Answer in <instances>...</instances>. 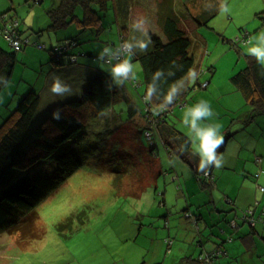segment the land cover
<instances>
[{
  "label": "rangeland",
  "instance_id": "374dc122",
  "mask_svg": "<svg viewBox=\"0 0 264 264\" xmlns=\"http://www.w3.org/2000/svg\"><path fill=\"white\" fill-rule=\"evenodd\" d=\"M50 1L45 0L43 6L50 5ZM159 1L161 0H149L148 4L153 6L151 10L155 9V2ZM169 1L172 2L168 0V3ZM204 1L211 4L210 9L213 11L209 14L213 18L207 26H194L189 32V37L193 41L191 52L196 57V70L193 71L196 76L193 77L191 74L189 79L188 104L178 103L172 107L166 118L171 125L188 133L182 123L185 108L201 100L207 101L215 113L212 122L222 124L224 138L229 135L226 143L227 151L229 154L230 152L236 154L235 150L241 148L240 143L243 144L245 138L248 140V135L253 137L254 131H264V117L259 115V120H254L257 113L251 106L248 108L247 115L251 113L255 116H249L244 120V123L248 121L247 124L242 126L239 118V97L242 94L236 91L231 82V78L249 64L250 57L247 55L246 47L250 45H246L245 42L264 31V0H227V12L219 10L220 0H193L187 5L181 0H174V5L178 4V9H173V13L179 15L178 20L184 26L190 27L192 21L189 14H196L198 9L202 8ZM162 11L160 10V13ZM100 15L103 16V12ZM103 20L104 29L100 33L94 31L88 38L85 35L87 42H80L79 45L80 48L94 53L93 57H89L94 62L103 63L98 58L104 47L101 48V45L107 41L118 42L119 26H122L121 31L126 39L141 37L142 34L150 38L149 34L141 28L139 31H134L124 26L122 18L116 15L114 9H110ZM149 28L153 33H160L159 31L162 30L156 19V12H152ZM78 31L81 30L75 25H70L67 29L61 30L60 34L76 39ZM90 31L86 29L81 32ZM52 34L57 35L54 31ZM4 43L7 45L5 40ZM149 46L151 47V40L147 49ZM28 48L32 47L26 49ZM30 60L33 61L32 57ZM132 63L140 66L135 78H132L140 83L142 81L141 64L133 60ZM25 65L22 63L16 65L13 73L15 78L21 76ZM107 68L109 70L110 66ZM25 77L37 83L43 80V76L36 77L33 72H28ZM186 84L188 82L183 83L184 86ZM27 88V84L20 85V90ZM36 88L39 90L40 86ZM130 88L131 97L142 111L145 106L142 95L144 96L146 92V86L142 84L138 89L133 86ZM14 103L8 106L0 104V133L9 125L7 124L9 119L13 118ZM250 118H254L251 123ZM144 123V119L139 114L130 113L127 103L114 104L110 110L77 132L69 142L64 143L54 155L40 164L38 169L35 167L33 173L55 175L57 172L55 158L66 152L76 153L82 164L38 206L39 219H37L34 238L17 245L14 235L0 234L4 240L9 239L1 250L0 264H35L46 255L56 253L60 250L57 244H63L62 242L66 239V236L58 230V226L68 218H73L72 228L76 231L69 234L74 237L66 241L70 246L83 245L85 248H91L92 245H98L101 246V251H111L110 246L114 242L131 236L130 230L135 225L138 240L145 242L144 236L152 217L146 218L145 222L144 211H151L150 215L154 218L162 211L166 212L159 206L164 198L163 194L170 201V206L178 198L181 193L180 186L167 174L174 173L172 170L174 164L183 165V163L168 152L158 132L153 136V140H149L147 132L144 133ZM78 213L81 216L79 215V218L75 220ZM189 219L192 220V218L187 220ZM144 223L145 226L141 227ZM161 225L164 229V220ZM178 225L179 221H177ZM63 228L65 229V226ZM11 236H14V241L10 240ZM35 246L42 248V253L39 250V256L31 254L32 247ZM15 253L16 255H13Z\"/></svg>",
  "mask_w": 264,
  "mask_h": 264
},
{
  "label": "trees",
  "instance_id": "16d2710c",
  "mask_svg": "<svg viewBox=\"0 0 264 264\" xmlns=\"http://www.w3.org/2000/svg\"><path fill=\"white\" fill-rule=\"evenodd\" d=\"M181 1L187 5L193 0ZM44 2L45 0H34L36 5ZM118 2L119 0H51L50 5L47 3L49 7L44 6L49 18L50 30L60 34L61 30L75 25L81 31L86 29L91 31L87 33L78 31L76 39L61 33L62 40L52 44L50 48L46 44L34 41L30 34H25L21 30L19 18L7 13L2 15L3 29L9 22L18 21L17 38L21 41V46L15 49L12 42L1 33L8 46L0 45V93L8 87L16 65L21 63L19 54H24L25 50L29 49H26L27 47L47 50L48 64L57 68L78 66L83 59H91L89 57H93L94 53L80 48V42H87L85 35L88 38L94 31L100 33L104 29L103 18L110 9H114L116 15L122 18L124 26L133 29V25H139V28L149 34L151 40V47L149 46L147 51L131 56L134 62L141 64L142 81L140 83L137 80L128 79L122 84H114L107 68L110 66V58L108 54H105L103 59L100 55L98 56L104 64H94L97 65L96 71L80 96H70L62 103H54L53 110L38 120L36 125L32 126V122L37 110L42 108L39 94L29 91L16 103L13 118L9 119L7 123L9 125L0 133V234L14 235L18 244L35 237L36 223L39 219L38 206L82 164L76 153L66 152L55 158L57 166L55 175L33 173L34 168L38 169L40 164L54 155L64 143L69 142L77 132L110 110L114 104L127 103L132 115L139 114L144 119V133L147 132L149 140H153V136L158 132L161 141L173 157H177L178 160L199 172L200 158L193 148L190 137L171 125L166 117L172 107L178 103L183 104L189 96L190 76L191 74L193 77L196 76V73H193L196 70V57L191 52L193 41L189 37V32L194 26L208 25L213 18L209 14L213 11L210 9L211 4L204 1L202 8L198 9L196 14H189L192 26L187 27L172 16L173 8L176 10L178 4L174 5V0L168 3L167 0L169 12L172 14L166 18H160L162 32L153 33L149 28L148 11L142 3L133 5L131 10L133 20L129 23L119 9L123 2L119 4ZM101 12L103 16L100 15ZM119 28L118 42L107 41V44L101 45V48L104 46L102 51L106 47L117 48L122 42L133 40V37L131 40L126 39L121 31L122 26ZM41 71L42 74H46L44 72L49 71L48 65L42 66ZM184 82L188 84L184 86ZM231 82L243 93L247 103L255 112H264L263 65L258 64L255 59L249 61L245 69L231 78ZM129 84L137 89L142 84L146 86L144 96L147 95L148 99L144 101L145 106L142 111L131 97ZM169 96L174 97L172 103H168ZM228 137L229 135L224 138L223 144L218 149V156L225 149ZM198 175L202 180L204 175ZM207 179H212L211 174H207ZM202 184L205 185L206 182ZM79 215L80 213L76 215L75 220L79 218ZM73 224V218H68L60 223L58 230L61 234L66 233V236L73 234L76 232L72 228ZM14 236L11 237L14 238ZM169 241L167 240L168 243Z\"/></svg>",
  "mask_w": 264,
  "mask_h": 264
},
{
  "label": "crops",
  "instance_id": "0c3cea01",
  "mask_svg": "<svg viewBox=\"0 0 264 264\" xmlns=\"http://www.w3.org/2000/svg\"><path fill=\"white\" fill-rule=\"evenodd\" d=\"M122 2L123 5L119 9L129 23L132 21L131 10L135 3H142L148 9L149 25L152 12H156V19L161 27L162 21L159 19L171 16L167 0L155 2L154 10H151L153 6L148 4L149 0H119L118 4ZM160 10L163 11L160 13ZM6 13L19 18L21 30L27 35L30 34L34 41L46 44L48 48L63 38L60 34H52L48 28L49 18L42 3L36 5L34 0H0V31L4 26L2 15ZM172 16L178 19L179 15L174 13ZM0 45L8 46V43L7 45L4 43L1 32ZM30 49L37 48H29L24 54H19L21 63L26 64L25 68L18 78L12 75L8 87L0 93V104L8 106L15 102L16 107V103L27 92L39 94L42 108L35 114L32 122L34 126L38 120L53 110L54 103H62L70 96L79 97L96 71L97 65L94 64L98 63L93 59H83L78 66L57 68L48 64L47 50ZM139 52L142 51L136 49L133 54L138 55ZM249 57V61L254 60L253 57ZM44 65L49 67V71L44 72L46 74H42L41 71ZM28 72L35 73L36 77L43 76V80L38 83L35 80L30 81L25 77ZM56 78L68 86V93L57 95L51 91ZM21 84H27L28 88L20 90ZM38 85L39 90L36 88ZM236 91L242 94L239 97V118L243 126L248 122L244 123V120L255 114L247 115L250 105L243 93L237 89ZM183 104L188 103L186 101ZM259 115L264 117V112L257 113L255 119L252 118L251 121L259 120ZM251 121L249 120L250 123ZM185 133L189 136L187 132ZM240 146V152L239 149L235 150L236 154L234 152L229 154L226 146V150L223 149L219 156L221 162L218 167L213 165L204 170L198 169V172L182 161L184 166L174 164L172 167L174 173L168 172L167 176L177 182L181 193L171 206L163 194L164 198L159 206L166 212L162 211L154 218L150 215L151 211H144L145 222L146 218L152 217L144 236L145 242L138 240L136 225L132 226L130 237L114 242L110 246L111 251H101V246L98 245H92L91 248H85L83 245L70 246L66 241L74 236H66L64 233L66 239L63 244H57L60 250L46 255L35 264H264V131H254L253 137L248 135V140L245 138ZM198 174H203L205 178L202 177L201 180ZM207 174L213 175L211 176L213 180L207 179ZM203 182L206 184L203 185ZM248 210H253V217L256 220L254 225L243 220ZM188 218L192 220L188 221ZM163 220L164 229L161 225ZM144 226L145 223L141 227ZM13 239L15 238L10 237L11 241H14ZM168 239L172 240V243H168ZM8 241L9 239L4 240L0 237V255ZM15 244L18 245L17 241ZM39 250L42 253L40 246L32 247L31 254L39 256ZM208 254L212 256L211 261L203 262L205 255Z\"/></svg>",
  "mask_w": 264,
  "mask_h": 264
},
{
  "label": "clouds",
  "instance_id": "9594fccd",
  "mask_svg": "<svg viewBox=\"0 0 264 264\" xmlns=\"http://www.w3.org/2000/svg\"><path fill=\"white\" fill-rule=\"evenodd\" d=\"M219 10L221 12L228 11L227 0H220ZM132 27L134 31L140 30L139 25H133ZM0 32L2 33V30ZM149 42L150 38H147L146 34H142L141 37H134L133 40L125 42L117 48H104L100 56L101 59H103L105 54L110 56L109 71L114 84L119 85L128 79L135 78V74L140 70V66L132 63L131 56L136 49L145 51ZM245 44L250 45L246 47L247 55L253 57L258 64L264 65V31L250 37ZM101 66L103 67V65ZM208 83L205 84L206 87ZM51 91L54 94L63 95L69 92V88L59 78H56L52 84ZM153 91H155L154 86ZM173 100V96L168 97V103H172ZM214 117L215 113L211 105L204 100L199 101L193 106L186 107L184 111L182 123L187 128L191 143L200 158V170L213 165L218 167L221 162L218 156V149L224 142L221 132L222 124L212 122Z\"/></svg>",
  "mask_w": 264,
  "mask_h": 264
},
{
  "label": "built area",
  "instance_id": "2783aa9c",
  "mask_svg": "<svg viewBox=\"0 0 264 264\" xmlns=\"http://www.w3.org/2000/svg\"><path fill=\"white\" fill-rule=\"evenodd\" d=\"M17 27H18V21H12L9 22L6 27L2 30V34L4 35V37H6L10 42H12V45L15 49H19L21 46V41L17 38ZM124 43H121L120 46H122ZM110 58V56H108ZM144 101L146 102L148 97L145 95L144 97ZM164 110H166V108H164ZM244 219L246 221H249L252 225H254L256 222L255 218L253 217V210H248L245 212L244 214ZM263 220V219H261ZM169 243H172V241H169ZM212 256L205 255V258L203 260V262L206 261H211Z\"/></svg>",
  "mask_w": 264,
  "mask_h": 264
},
{
  "label": "water",
  "instance_id": "95a60500",
  "mask_svg": "<svg viewBox=\"0 0 264 264\" xmlns=\"http://www.w3.org/2000/svg\"><path fill=\"white\" fill-rule=\"evenodd\" d=\"M243 220L245 221V219L243 218Z\"/></svg>",
  "mask_w": 264,
  "mask_h": 264
}]
</instances>
